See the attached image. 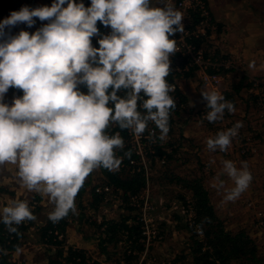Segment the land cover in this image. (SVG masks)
Instances as JSON below:
<instances>
[{"label": "clouds", "instance_id": "clouds-1", "mask_svg": "<svg viewBox=\"0 0 264 264\" xmlns=\"http://www.w3.org/2000/svg\"><path fill=\"white\" fill-rule=\"evenodd\" d=\"M34 18L46 23L32 33L10 34L18 24L32 28ZM183 20L170 0L158 5L90 0L89 6L83 0H53L51 6L22 7L0 21V168L15 166L20 186L47 198L52 223L76 213V197L94 171L119 170L123 158L117 152L125 141L120 132L109 134L111 127L139 138L152 123L159 136L152 131L149 138L167 139L177 108L171 95L176 89L167 79L178 52L172 37L185 31ZM98 22L110 32L102 33ZM9 89L23 94L6 103ZM200 95L210 123L236 111L215 90L202 89ZM242 127L238 121L218 131L207 138V149L227 152ZM222 174L234 183L225 190L227 202L237 200L253 180L246 162L237 167L225 160ZM216 181L213 187L225 188L219 176ZM35 220L28 200L13 199L0 209V223L10 234Z\"/></svg>", "mask_w": 264, "mask_h": 264}, {"label": "rangeland", "instance_id": "rangeland-1", "mask_svg": "<svg viewBox=\"0 0 264 264\" xmlns=\"http://www.w3.org/2000/svg\"><path fill=\"white\" fill-rule=\"evenodd\" d=\"M173 1L175 3L176 0ZM159 2L160 0H157V3ZM209 27H212L211 30H209V34L206 40L208 41L206 43H208L209 45L207 46L209 53L211 55H215L216 51L219 50V53L227 54L230 57L228 58L230 60V62H228L230 68L223 70V74L225 76V91L231 89L230 84L238 83L240 81L238 76H241L243 74L245 78L242 80L244 84L247 85L252 76H248L245 72V69L240 66V69H242L243 71L239 74H237L238 71H235L236 73L232 71L233 69H235L236 65L233 61L232 54L225 48L226 33L224 34V27L221 28L218 21L216 20H214V23L210 24ZM213 27H215V29H213ZM213 35L214 39H212ZM183 61L184 58H181V62ZM256 76L262 78L264 77V75ZM184 80L185 78L183 79V81ZM197 85L198 81L193 84L195 88L197 87ZM247 90L248 88L246 86L242 90L244 92H241L240 94L235 93V97L236 95L241 96L243 93L240 101L242 102L241 108H243L244 111H242V109H238L234 113L226 112V115L224 114L223 120L219 121L218 124L204 121L202 122L198 119L199 117L196 111L206 108V105L204 107L202 106V104L192 105L193 102L198 100L197 95L196 98L193 99V102L191 104H188L185 109L181 110L180 115L177 114L175 116L176 120H181L176 124L175 130L173 132V138H175V140L177 141L180 140L179 142H181L182 144L184 143L185 149H183V151H178L174 156V160L169 162V164H167L166 166H163L156 161L152 169V176L154 178L153 180L150 179L153 183L152 199L157 206V210H155L156 221L158 227H160L162 230L163 238L161 242H158L157 244L151 246L149 251H145V249L140 251V254L138 255L139 258L137 259V261L134 260L136 261L135 263H133L134 261H132L133 264H139L140 259H143L142 264L191 263V261L193 260L192 251L193 247L195 246L194 242L197 239H202L203 233L202 228H200L199 224L196 223V221H194L193 219H189L186 212L183 213L184 202L182 200V197L185 198V201H187V203H193V194L191 189L187 187L186 181L194 178L202 179L203 185L208 191L210 202H214L212 203L214 210L216 211L219 219H221V221L225 225L226 229L234 232L244 230L252 239H254V241L258 245V252L262 256L264 264V101H261V98H252L249 93H247ZM200 96L201 95L199 91V97ZM242 98L245 101H243ZM245 102H247V105ZM190 105H192V107ZM188 116L189 120L187 119ZM233 119L235 121L242 122L243 127L239 129L238 135L233 139L232 145L227 151L228 157L226 160H231L236 164L237 167H240V159L244 160L248 157L246 163L253 176L252 181L254 183H251V185L253 186L250 187L251 191L249 192L248 196H245L242 199L235 200L239 203L236 205V207L233 206L232 202L226 201L224 208H220L221 205L218 204L217 200V190L215 187H213V185L217 183L216 177L219 176L220 180L225 179L224 191L226 189H231L232 187H234L233 181L229 177H227V175L223 176V174L218 172L217 169L213 170V165L211 167V163L209 164L206 161L200 160L197 154H194L193 157L190 156L189 144L191 142L189 141V138L187 139L184 136V130L192 126L189 131H193L195 128L197 132H193L197 133L198 135L199 133L206 132L207 129V131L209 130L207 135L214 137L218 131L229 128V123ZM261 134L262 137H260ZM201 143L202 144L197 142L194 144L199 146V148L200 146L202 147V153L206 147V139ZM227 152L221 153L225 154ZM195 156V163L189 166L188 164L193 161L192 158H194ZM172 165L177 166L174 168L171 167ZM97 171V174L95 173V182L92 181L94 182V184L100 182L102 179V174L100 173V177L98 175L100 171ZM88 187H92V185H89ZM93 204L96 210L97 208L99 210L102 202H93ZM82 205H85L86 208L82 209ZM82 205L79 206L76 204L77 211L74 217L69 218L71 219L70 224L78 226L80 227V229H85L86 227L93 225V227L95 228L93 231H98V225L101 223V219L98 218L99 216H96L94 214L95 209L93 208V205H87L85 202H83V200ZM117 205L118 204L112 201L111 207H116ZM116 211L117 209L115 208L113 214H116ZM82 212L84 215L81 217ZM90 215H93V220H87L88 216ZM84 217H86V219H83ZM97 234L100 236V231H98ZM125 245L128 246V242L124 240L116 244L112 242L108 245L111 260L114 263L120 262L123 254L125 253ZM144 254L145 257L143 258L142 256ZM106 257L108 258V256Z\"/></svg>", "mask_w": 264, "mask_h": 264}, {"label": "trees", "instance_id": "trees-1", "mask_svg": "<svg viewBox=\"0 0 264 264\" xmlns=\"http://www.w3.org/2000/svg\"><path fill=\"white\" fill-rule=\"evenodd\" d=\"M98 28L104 34L110 32V28H105L98 22ZM97 38H93V46L98 47L96 42ZM202 39H194L196 44L201 43ZM208 42V41H206ZM205 42V43H206ZM206 48L208 43L205 44ZM209 53V51H208ZM175 56V57H174ZM172 56L173 58L180 57L178 54ZM214 56H220V58H230L227 54L219 53V50L216 51ZM171 58V60L173 59ZM187 60L184 58L183 62H177L175 64H171L172 72L167 77L169 83L174 80L173 73H178L177 68H184L186 66ZM184 70V69H183ZM197 70L194 66H191L189 70H184L185 74L182 77H186L189 73ZM223 72V71H221ZM250 88L251 83L249 82L247 85L241 80L238 84H234L230 90L225 91L226 100L228 99L230 102L235 104L234 97L235 93L240 94L244 87ZM249 95L252 98L258 99V95H255L247 90ZM176 93L180 94L181 102L183 104H176L177 108L172 112L170 116V128L172 131L175 130L173 126L176 124L179 119L176 120L173 118V113L176 115L181 113V109H185L189 104L187 100V95L184 93V90L177 89ZM21 94H23L21 92ZM184 106V107H183ZM189 116L187 117V119ZM186 120V119H185ZM189 120V119H188ZM234 122V119L231 123ZM230 124V123H229ZM234 125H229L231 128ZM109 134H115L116 132H120L123 139L127 137V130H120L118 127L113 126L109 130ZM171 133V131H170ZM171 134L168 133V138L165 140L166 142L163 144L159 140V143L156 145V155L162 157L166 155L167 163L174 160V156L178 151H183L185 144L175 140V138L170 137ZM161 142V144H160ZM172 147L171 151L165 149V147ZM182 148V149H181ZM130 151V156H125L124 153ZM117 155L122 157V163L118 171L111 172L106 169H99L102 174V179L100 182L95 183L92 182L93 177L92 173L86 180L83 188L80 190V194L78 196V205H82V195L84 187L91 184L92 185V196L94 197V202L100 203L104 199V195L97 192L96 188L99 186L110 185L112 186V192L118 193L125 200H128L129 193L130 194H138L146 185V175L145 169L141 163V159L139 161V155L135 153L134 149H132L131 145L126 146L123 151H118ZM131 160H137L134 163H131ZM156 161L153 160V165ZM134 169V170H133ZM153 175V171L151 172V176ZM153 176L151 179L153 180ZM181 180V179H180ZM187 187H189L193 194V203L191 206L196 210V223L199 224L200 228H202L203 238L197 239L194 242L193 247V260L190 264H263V258L258 252V245L252 239L248 233L244 230H240L237 232L230 231L226 229L225 225L219 219L214 210L213 204L210 202V198L208 196V191L205 189L201 178H194L189 181H186ZM24 200V199H20ZM184 205L189 207L185 198L182 197ZM76 202V201H75ZM30 207L33 211V214L39 211V207L35 201L29 202ZM92 203V202H91ZM88 205V204H87ZM94 205V204H93ZM82 209H85V205L81 206ZM128 210H132L130 207H127ZM98 210V208H97ZM96 210V211H97ZM83 212L81 213V217L83 216ZM75 214L69 213V215L59 221L58 223H52L49 219L46 220L43 226H40V236L41 240L47 244L55 246V257L50 256V264H100L97 261H90L87 257L86 252L83 250H78L74 248H69L67 253L63 252V249L60 248L63 246V241L58 239V235L63 233L65 235V229L69 222V218L74 217ZM104 217L106 215H103ZM93 215H90L87 220L92 219ZM93 220V219H92ZM135 216L134 215H120L119 218L113 219L110 218L106 221H102L98 227L101 233L100 239V249L104 256L109 257V251L107 249L108 245L112 242L115 244L124 240L128 242V246L125 245V253L123 257L126 259L127 264L132 263V261L137 260L140 254V251L144 249L142 243L140 242L141 233H140V225L134 223ZM35 221H26L18 226V234H10L6 227L0 223V264H21L14 263L8 260L9 254L12 251L17 250V248H21L24 244V238L26 237V232L30 228L31 225H35ZM104 227V228H103Z\"/></svg>", "mask_w": 264, "mask_h": 264}, {"label": "crops", "instance_id": "crops-1", "mask_svg": "<svg viewBox=\"0 0 264 264\" xmlns=\"http://www.w3.org/2000/svg\"><path fill=\"white\" fill-rule=\"evenodd\" d=\"M52 2L53 0H0V21H3L5 18L9 17L13 11H19L22 7L27 6L29 8H36L41 6H51ZM170 2L174 5L172 0H170ZM153 4L158 5L159 3H157V0H153ZM208 4L210 6L214 20L218 21L221 28L224 27V34L226 33L225 48L232 54L233 61L236 65V67L234 66L235 69L232 71H238L237 74L242 73L243 70L240 69L242 67L246 70L245 72L248 76L264 75V0H208ZM34 19H36V24L32 28L27 27L26 24H18L10 30V34H18V32L21 30L32 33L41 27L43 23H46V21H39L38 18ZM6 31L8 30L6 29ZM212 39H214V35L212 36ZM171 61V64L181 62V57L173 58ZM253 62L254 67H250L249 65ZM238 77L240 81L245 78L244 74ZM197 81L198 85L195 88L193 84ZM233 85L234 83L230 84V88H232ZM182 87L184 93L187 95L189 104L193 102V99L196 98L197 95L198 100L193 102L192 105L202 104L203 107L206 105V102L203 100V98L201 96L199 97V91L202 89L210 90V87L204 83L202 71L195 70L192 73H189L185 77ZM21 95V91L17 89H9L5 96V102L11 103L14 97ZM242 96L243 93L241 96L236 95V97L233 98L235 101L234 106L236 111L238 109H242V111H244V109L241 108L242 102L240 101ZM242 100L245 101L243 98ZM245 103L247 105V102ZM192 105L190 106L192 107ZM191 127L192 126L184 130V136L187 139L189 138V141L191 142L189 144L190 156L193 157L194 154H197L200 160L206 161L209 164L211 163V167L213 165L212 169H217V171L222 174L223 161L227 159L228 152L225 154L218 150L216 152H210L205 147L201 153L202 147L200 146L199 148V146L194 143L199 142L202 144L201 142H203V140H207V138L211 137L210 135H207L209 130L207 131L206 129V132L200 131L202 133L197 135V133H194L197 132L194 126V132L189 131ZM260 137H262V134ZM195 158L196 156L192 158L193 161L188 164L189 166L195 163ZM247 159H240L239 164L241 165V162H246ZM176 166L177 165H172L171 167L175 168ZM16 172L17 169L12 165H7L3 168H0V209L6 206L13 199H24L28 200L29 202L35 201L39 207V211L35 215V225H31L25 234L26 237L24 238L23 246L19 249V251H12L9 254L8 260L10 262L21 264H50V256L55 257L56 248L52 245L50 246L45 244L41 240L40 231L38 230L40 226L45 224L46 220L48 219V213L52 210L53 206L49 203L47 198L41 197L36 193H30L22 188L18 182ZM97 172L98 171H94L92 174V181L95 180V173L97 174ZM98 175L101 177L100 172ZM223 176H225V174H223ZM223 181L225 183V179ZM251 183L253 184L254 182L252 181ZM89 185L84 187L82 200L88 205H93L94 197L92 196V187H88ZM252 186L253 185L250 184L249 189L246 190L244 194L238 199L248 196L249 192L251 191L250 187ZM224 193V189L217 190V200L218 204L221 205L220 208H224L226 203V201L223 199ZM232 203L235 207L237 204H239L236 201H233ZM93 208L96 210L94 205ZM116 212L117 213L112 217L113 219L119 218L120 215L123 216L132 214V211L128 210L126 207H122V205L117 208ZM83 219H86V217ZM94 229L95 228L93 225L86 227L85 229H80V227L74 226L68 222L65 229V241L63 242V246L60 248L63 249L64 253H67L69 248L83 250L86 252V255L90 261H97L100 264H120V262L114 263L111 260L110 252L109 260L106 258V256H104L100 249V236L97 234V230L93 231ZM107 249L109 251L108 247Z\"/></svg>", "mask_w": 264, "mask_h": 264}, {"label": "built area", "instance_id": "built-area-1", "mask_svg": "<svg viewBox=\"0 0 264 264\" xmlns=\"http://www.w3.org/2000/svg\"><path fill=\"white\" fill-rule=\"evenodd\" d=\"M83 2L85 3V6L90 5V0H83ZM174 6L184 13L183 24L185 27V31L182 34L177 33L176 36L172 38L176 39L177 42L178 52L176 54H178L181 58H185L187 62H185L186 66L184 68L175 67L178 73H173L174 80L170 83L175 87L176 90L181 88L183 90L182 81L184 77L182 76L185 74V72L183 71L189 70L191 66H194L197 71H202L203 81L206 85L210 87L209 91L215 90L218 93L222 94L226 99L224 88L225 76L221 71L230 68V66L228 65V62H230V60L228 58H220V56L211 55L210 53H208L209 50L206 48L205 45L209 30H211L212 28L209 26L210 24L214 23L210 12L208 0H176ZM213 29H215V27H213ZM194 39H202L203 41L201 43L203 44H196L194 42ZM249 82L251 83V87L248 88L249 92H253V94L258 95V99L261 98V101H264V77L262 78L258 76H252ZM171 95L176 101V104H183V102L180 103L181 98L179 93H176L175 91ZM227 101L229 100L227 99ZM207 110V108H204L196 111L199 117L198 119L200 121L208 122L204 118V115ZM175 116L176 114L173 113L174 119ZM236 122L238 121L234 120L233 123L235 124ZM218 123L219 121H217L215 124ZM233 123L230 122V125ZM176 124H174L173 126L176 127ZM152 131H155L157 137L159 136V130L156 129L154 124L150 123L148 126V130L143 134L142 137L137 138L130 131L127 130V137L124 139L125 145H131L135 153L139 155V161L141 159V163L145 169L146 175L145 187L138 194L129 193V199L125 200L121 196L122 194L119 195L117 192H112V186L108 184L104 186H99L96 188V191L103 194L104 199L99 210H95L94 212L96 216H99L98 218H100L102 222L113 217V212L115 208L117 209L121 205L122 207L125 206L126 208L130 207L132 209V215L135 216L134 223L140 225V242L142 243L145 251H149L151 246L157 244L158 242H161L163 238L162 230L160 227H158L156 221L155 210H157V206L152 199L153 183L150 180V176L152 172L151 167L153 160L157 161L163 166H166L167 157L166 155H163L162 157L156 155L157 149L155 147L159 143V140L156 139L155 142H153L152 139L149 138V134ZM170 131L169 134H171L170 137L172 138L174 131H172L171 128ZM165 142L166 141H164L163 144ZM165 149L171 151L172 147L166 145ZM136 161L131 160V163H134ZM79 194L80 191L76 197L77 205ZM112 201L118 205L116 207H111ZM188 204L189 207H186V205L183 206V213L186 212L189 219H193L194 221H196V210L193 209L190 202ZM103 215L106 216L104 217ZM68 220L70 222L71 219ZM64 238L65 235L63 233H60L58 235V239L62 240L63 242ZM142 257L144 258L145 254ZM142 262L143 259H140L139 264H142ZM120 264H127L126 259L124 257L121 258Z\"/></svg>", "mask_w": 264, "mask_h": 264}]
</instances>
